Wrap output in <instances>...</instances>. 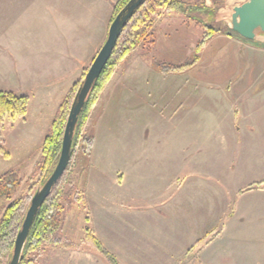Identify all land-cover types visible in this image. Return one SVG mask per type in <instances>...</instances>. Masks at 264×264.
<instances>
[{
    "label": "crops",
    "instance_id": "crops-1",
    "mask_svg": "<svg viewBox=\"0 0 264 264\" xmlns=\"http://www.w3.org/2000/svg\"><path fill=\"white\" fill-rule=\"evenodd\" d=\"M32 1L6 0L0 14L49 15L34 28L45 31L36 44L44 56L25 76L33 83L12 88L30 96L29 110L39 120L34 131L44 138L106 42L118 0ZM247 1L205 3L231 31L216 35L201 53L203 63L231 64L220 74L225 82L215 84L224 89L223 103L212 100L220 89L211 88V73L178 68L184 65L173 57L177 39H185L194 21L165 13L153 28L154 45L138 46L121 62L90 112L85 127L93 145L89 156L79 158L74 177L87 226L119 264H264V152L254 143V150L232 156L211 152L210 144L249 134L254 141L259 129L258 105L241 99L264 100L258 96L264 71L254 61L264 51V34L246 40L230 26L234 8ZM213 43L238 54L207 56ZM213 126L220 128L217 138ZM194 127L202 129L201 136ZM210 174L219 180L213 197ZM47 253L44 264H110L92 247Z\"/></svg>",
    "mask_w": 264,
    "mask_h": 264
},
{
    "label": "rangeland",
    "instance_id": "rangeland-1",
    "mask_svg": "<svg viewBox=\"0 0 264 264\" xmlns=\"http://www.w3.org/2000/svg\"><path fill=\"white\" fill-rule=\"evenodd\" d=\"M183 1H185L187 4L190 3V4H195V6L197 5V9L195 11H191L189 9L190 12H187L192 19L196 18L197 20H200L202 18L203 19L202 23L203 21H205L204 24L210 26H203L198 22L194 21V25L191 27V30L187 27L185 39L184 40H181L180 38L177 39L178 45L173 49L174 50L178 49V51L177 54H175L173 57H176L179 63H182L184 65L178 68L184 67V69L190 70L191 72L211 73L212 76L211 88L220 89L214 91L212 90L215 93V95L212 97V100L213 102L223 103L225 101L223 100L222 97V93L224 92V89H222V87L217 86L215 84L217 83L221 84L219 83L221 81L225 82L222 79V75L220 74L221 72L223 74L227 73L228 69H231V64L229 63V68H228L227 62L218 63L217 59L216 60L211 59L212 61L211 64L209 62L203 63L204 61L202 60L201 53H203L204 50L199 52L197 46L201 42L203 35L207 30V27L215 28L216 30H218L219 32L216 35L222 32H231V31L227 30V28L223 24L216 22V13L214 10H213L214 16H212L211 13H208L206 17L205 14L203 15L199 14L198 7L201 6V1L199 0H197V2L193 0H183ZM5 2L6 0H0V4ZM203 2L205 5L206 0H204ZM32 3L34 4L35 0H33ZM4 6L5 5H3V7ZM41 11L44 10L42 9ZM38 14H32V13L13 14V15L5 14V13L0 14V92H13L17 94L18 90L14 92V90H12L13 87L15 88L21 87V85H23L24 82L33 83V81L29 79L25 81V76H28L27 73H29L31 67L40 64L39 61H41V59L44 56L43 53L44 48L42 46H36V44H39V42L43 41L42 40L44 39L43 33L45 31V30L44 31L35 30L34 28L36 25L37 26L42 25L45 21L48 20V16H49L43 13L41 15ZM257 33H261V32L258 31ZM47 35H50V32H47ZM208 50L209 51L207 56L208 55L213 56L217 52L218 53L221 52L224 56L238 54V52H236L233 47L230 48L227 46L224 47L222 45L220 46L219 44H215V43H213ZM182 59H184L186 62L184 63ZM254 61L256 62L257 65L259 63L260 66L259 69L261 71H264V51H260L258 55L254 54ZM89 68H87L85 71L87 72ZM235 83H238V81L233 80L231 82V84H235ZM71 90L68 92L67 95H69ZM261 90L262 92L258 96L260 98H264V93H263L264 88ZM228 91L230 93L232 92L236 94V96L238 94L236 88L234 87H230ZM28 97L30 100L29 95ZM242 98L243 99H241V103L243 105L246 103L250 105L257 104L259 107L258 118L260 124H259V129L257 128L258 129V132L256 133L257 136H254L255 138L254 141L252 140L251 137H249L250 134L247 135L246 139L240 138L239 141L236 140L230 141L228 139L229 141L227 142V144H223L224 143L223 141L217 139L215 142L212 141L210 143L212 150L211 152L222 151V152L232 153L231 155L234 156L233 154L236 153H241L247 150H254V143L257 144L259 152H264V123H263L264 100L261 101L259 99L258 102L257 101L254 102V100H252L250 97H246V98L242 97ZM34 115L35 112L34 111L30 112L29 110V115H27L25 121L23 120L11 121L8 118H3V121H0V147L3 148L2 149L3 152L0 151V176L10 171L17 173L18 177L20 178V186L13 193L11 199L0 200V220L4 216L6 210L11 205V203L18 200L23 195H29V197L25 201L26 204L24 203L25 204L24 210H27V208H29L30 206L31 198L40 188L39 186L40 178L39 176L36 175V171L42 156V144L50 128L48 129L44 138L40 137V135L34 131V129H39L38 126L39 120L36 119L37 117H35ZM253 118H254V114H253ZM253 118H251V120H253ZM239 124L240 123H238V125ZM254 128L255 127H250V129L252 130H254ZM219 129L220 128L216 126L211 127L212 137L214 138L218 137ZM30 131L32 132L34 131V132L32 133ZM201 131H202L201 128L194 127V135L196 137L201 136ZM80 139L81 141L78 151H76V154L73 156L63 181L64 191L66 193L72 191L71 195L67 197V202H66L67 215L62 229L63 243L67 242V244H72L76 246V248H67L70 250L71 249L75 250L81 247H91L86 242V237L88 231L90 230V228L87 226V222H85V218L88 215L85 211V208L82 206L81 201L79 204L75 203L76 191H78L79 194L78 196L79 198H81L79 187L76 184V179H75L76 177H74V174L76 173L77 162L82 155L89 156L93 145L92 143L93 141L91 140L92 137L88 133V130L85 126L82 128L81 133L79 134L77 143L78 140ZM195 151H197V149H195ZM195 161L197 163V156H195ZM236 163L234 164L233 167L235 169H237L238 167ZM214 176H218V175L214 174L210 176L212 197L215 194L214 190L218 189L217 182H219V180L217 181V179H215ZM242 177L248 178L249 175L246 172V175ZM50 248L59 249L62 247L51 245V246H47L45 249L38 252L37 254L30 255L28 259V261L31 262L30 264H44L46 262H49L48 260H46V258H49L47 251ZM4 263L6 264V262Z\"/></svg>",
    "mask_w": 264,
    "mask_h": 264
},
{
    "label": "trees",
    "instance_id": "trees-1",
    "mask_svg": "<svg viewBox=\"0 0 264 264\" xmlns=\"http://www.w3.org/2000/svg\"><path fill=\"white\" fill-rule=\"evenodd\" d=\"M193 1L197 2V0ZM199 1H201V6L198 7V13L202 15L205 14V17L208 13H211L212 16H214L213 10H209L204 5V0ZM129 2L130 0H118L116 4H114L110 25ZM189 9L195 11L197 5L195 6V4L190 3L187 4L183 0H147L146 3L136 12L123 30L112 56L87 98L86 105L80 115L77 125L73 143L74 148L77 145V139L82 128L88 121L91 110L97 103L101 93L110 81L117 67L139 45L149 49L154 45L153 28L157 20L163 14L179 13L184 15L187 20L196 21L203 26H210L204 24L205 21L202 23V18L200 20H197L196 18L192 19L187 13L190 12ZM218 32L219 31L215 28L207 27L201 42L197 46L198 51L201 52ZM86 73V71L83 73L80 80L75 84L69 95H67L61 103L58 112L51 123L50 130L44 138L42 144V156L36 171V175L40 178V187L46 183L58 164L69 111L75 96L84 81ZM29 105L30 100L28 96L17 95L13 92H0V121H3V118H8L11 121H25ZM2 149L3 148L0 147V151L3 152ZM64 176L51 195L47 198L36 216L23 251L22 264H30L31 262L28 261L29 256L37 254L47 246L53 245L61 246L62 248H76V246L67 244V242L63 243L62 241V229L67 215V197L72 193V191L67 193L64 191ZM19 186L20 178L17 173L8 171L1 175L0 200L11 199L13 193ZM75 193V203L79 204L81 198L78 196V191ZM28 197L29 195H23L18 200L12 202L0 220V264H5L4 262L8 264L12 259L17 235L22 228L26 213L29 209L27 208V210H24L26 204L25 201ZM86 242L104 256L110 264H119L117 259L102 246L100 241L90 230L88 231Z\"/></svg>",
    "mask_w": 264,
    "mask_h": 264
},
{
    "label": "water",
    "instance_id": "water-1",
    "mask_svg": "<svg viewBox=\"0 0 264 264\" xmlns=\"http://www.w3.org/2000/svg\"><path fill=\"white\" fill-rule=\"evenodd\" d=\"M146 1L130 0L110 25L107 40L88 69L69 111L58 164L46 183L32 197L22 228L16 238L12 259L8 264H22L23 251L36 216L63 178L74 155V137L87 98L112 56L123 30ZM230 26L235 33L246 40H254L258 31L264 34V0H248L242 6L234 8Z\"/></svg>",
    "mask_w": 264,
    "mask_h": 264
},
{
    "label": "built area",
    "instance_id": "built-area-1",
    "mask_svg": "<svg viewBox=\"0 0 264 264\" xmlns=\"http://www.w3.org/2000/svg\"><path fill=\"white\" fill-rule=\"evenodd\" d=\"M81 139H82V138H81ZM81 139L78 140V143H77V145H76V147H75L74 155L76 154V151H78V148H79V145H80V141H81ZM89 145H90V144H89Z\"/></svg>",
    "mask_w": 264,
    "mask_h": 264
}]
</instances>
